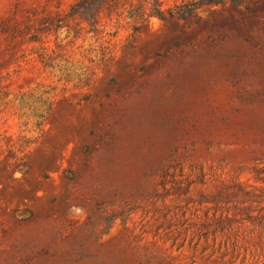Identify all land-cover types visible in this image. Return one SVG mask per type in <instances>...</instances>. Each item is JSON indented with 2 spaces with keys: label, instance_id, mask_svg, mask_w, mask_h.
<instances>
[{
  "label": "rangeland",
  "instance_id": "1",
  "mask_svg": "<svg viewBox=\"0 0 264 264\" xmlns=\"http://www.w3.org/2000/svg\"><path fill=\"white\" fill-rule=\"evenodd\" d=\"M196 1L0 0V264H264V0Z\"/></svg>",
  "mask_w": 264,
  "mask_h": 264
},
{
  "label": "trees",
  "instance_id": "2",
  "mask_svg": "<svg viewBox=\"0 0 264 264\" xmlns=\"http://www.w3.org/2000/svg\"><path fill=\"white\" fill-rule=\"evenodd\" d=\"M105 0H100V2H98V9L94 10L92 12V17H95L99 14V8H100V3L104 2ZM159 2V0H156V3ZM207 5L209 7V11H211L212 8L214 7H219V6H223L225 5V1L224 0H201V1H196L195 4H189V3H185L183 5V9H182V13L180 15L179 18L184 19V20H188L190 17L194 16V14L203 6ZM158 17L161 19H165L168 20L167 17H164V12L162 11H158ZM170 18L171 19H175V13L174 12H170ZM200 19V18H199Z\"/></svg>",
  "mask_w": 264,
  "mask_h": 264
}]
</instances>
